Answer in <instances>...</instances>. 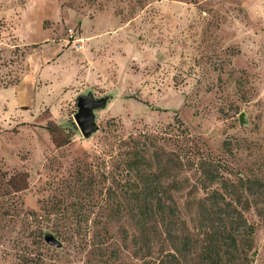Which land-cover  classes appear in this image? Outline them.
Wrapping results in <instances>:
<instances>
[{
	"label": "rangeland",
	"instance_id": "rangeland-1",
	"mask_svg": "<svg viewBox=\"0 0 264 264\" xmlns=\"http://www.w3.org/2000/svg\"><path fill=\"white\" fill-rule=\"evenodd\" d=\"M88 94L107 101L84 137L73 117ZM131 139L179 158L153 169L183 232L204 195L200 164L260 180L253 195L238 187L237 206L256 224L249 260L264 264V0H0V264H198L173 252L160 219L146 253L134 213L112 216L104 177ZM64 194L84 231L51 215L40 242L42 202Z\"/></svg>",
	"mask_w": 264,
	"mask_h": 264
},
{
	"label": "trees",
	"instance_id": "trees-1",
	"mask_svg": "<svg viewBox=\"0 0 264 264\" xmlns=\"http://www.w3.org/2000/svg\"><path fill=\"white\" fill-rule=\"evenodd\" d=\"M150 140L122 141L119 145L121 154L116 160V172L109 173V180L104 177V183H108L104 189L106 198L117 204L116 207L111 208L112 216L120 217L127 211L134 213L140 235L135 240L134 246L140 245L141 251L144 249L146 253L149 251L148 224L160 219L163 227L162 234L175 254L185 257L195 253L198 264H251L249 254L253 249L256 224L249 223L244 210L237 206L241 199L238 196V187H243L244 192L253 195L255 188L263 189L262 182L258 179H245L236 185L230 178L220 174V167L200 164L199 172L204 181L201 190L204 195L196 201L197 214L193 230L183 232L178 229L181 219L175 199L168 190L160 191V176L153 169V167L168 166L171 163L177 164L174 161L180 160L179 158L170 159L153 145L149 146L147 142H153ZM214 184H219L221 190L212 189L211 185ZM115 185L120 190L119 194L115 191ZM262 194L264 195V192H260V195ZM14 195L17 194L14 192ZM71 195L64 194L59 199L51 198L50 201L42 202L45 205L42 209L45 215L36 219L37 225L32 232L40 242L43 237L40 224L48 225L51 215L54 216V221H62V226L71 225L70 229H65L76 235L84 231V228L76 226L75 223L82 216L84 220L87 219L85 212L82 213L79 207L75 208L73 202H68ZM250 206L251 203L246 200V207ZM256 215L264 223V210H258ZM55 229L58 236L63 239L67 237V230L59 229L58 226ZM63 229L65 232L61 231ZM121 238L123 242L128 239L125 229L121 231Z\"/></svg>",
	"mask_w": 264,
	"mask_h": 264
},
{
	"label": "water",
	"instance_id": "water-1",
	"mask_svg": "<svg viewBox=\"0 0 264 264\" xmlns=\"http://www.w3.org/2000/svg\"><path fill=\"white\" fill-rule=\"evenodd\" d=\"M106 101V98L96 99L91 94L77 96V112L75 113L73 119L84 137H88L95 130L94 112L96 110L104 109ZM239 123L241 126L248 124L244 113L239 115ZM44 241L48 245L55 248H60L62 246V244L51 234H45Z\"/></svg>",
	"mask_w": 264,
	"mask_h": 264
}]
</instances>
